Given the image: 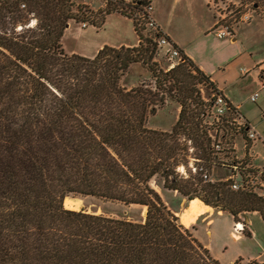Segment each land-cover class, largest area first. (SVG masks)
I'll return each mask as SVG.
<instances>
[{"label": "trees", "instance_id": "trees-1", "mask_svg": "<svg viewBox=\"0 0 264 264\" xmlns=\"http://www.w3.org/2000/svg\"><path fill=\"white\" fill-rule=\"evenodd\" d=\"M99 1L107 5L95 13L72 0H0V264H219L150 183L160 177L166 191L229 213L235 224L250 213L264 222V190L234 192L226 177L213 176L212 146L227 125L249 142L235 125L241 116L231 107L219 123L210 120L220 94L182 52L172 69L158 67L161 34L139 24L148 0ZM248 1L264 11V0ZM114 14L133 21L137 46H104L92 58L65 53L71 22L100 30ZM134 64L148 69L154 88L121 86ZM200 84L212 90L210 100ZM170 100L180 107L171 131L149 128L148 118ZM191 162L215 182L192 173ZM238 163L247 184L256 170L249 160ZM84 196L143 207L145 218L64 207ZM243 233L250 236L245 223Z\"/></svg>", "mask_w": 264, "mask_h": 264}, {"label": "rangeland", "instance_id": "rangeland-1", "mask_svg": "<svg viewBox=\"0 0 264 264\" xmlns=\"http://www.w3.org/2000/svg\"><path fill=\"white\" fill-rule=\"evenodd\" d=\"M72 1L78 5L88 6L91 11L95 13L103 10L105 5H107V3L99 0ZM193 1L198 0H180L177 7L182 8L184 13L183 17L185 18L180 20L174 17V19H176L174 20L175 24L191 27L190 24L196 23L192 21L189 13V6ZM211 2V9L215 13L216 20L220 22L219 25L222 24L223 26H227L234 36L237 31L241 30L242 34L238 39L246 45L249 51L263 58L264 11L261 10L262 8H255L248 0H211L205 8V12L208 15L210 14V18H212V14L208 13L207 8ZM199 3L203 6L202 0H199ZM245 14H250L251 20H244ZM132 22L133 21L129 19L123 18L120 14L109 16L103 28L100 30L89 26L87 23L76 24L75 22H71L62 38V45L65 53H74L77 55L81 53L91 54L96 50L99 44H103L104 42L108 45L107 47L116 48L120 43L134 47L138 44V35L134 30ZM142 44L145 46L144 42H142ZM171 49L172 47L168 45L155 54L154 62L157 63L159 68L167 69L169 64L176 66L178 61L170 60L169 56L166 54ZM243 66L247 67L246 64ZM143 83L146 87H149L150 84H152L151 87L153 88L155 86L148 69H145L142 65L134 64L123 78L121 86L131 89ZM198 88L201 90L203 98L207 100L212 98L213 92L207 85L200 84ZM262 89L264 88L260 82L259 70H254L250 75L248 74L243 77L239 85L231 89L236 105H241V111L251 120V127L261 136V139L264 138V116L261 115L263 111V109L261 111V106H264V90ZM256 94H258V103L255 104L251 101V97ZM179 113V105L170 100L162 107L158 108L154 117L151 116L148 118L147 126L152 128V130L171 131L179 117ZM211 119L213 120L214 117L212 116L210 120ZM227 126L226 131L220 132V136L217 139L223 144V147L226 148L217 155L219 167L213 172V176L217 178V180L224 179L226 176L232 174L233 171L229 168V164H236L244 160H249L251 162L252 160L249 156V152H251L253 148V141L247 142L244 137H240L236 134L235 126H232L231 123ZM230 137H232V145L230 144V146L234 150V152L232 150L233 153H231L229 147L226 145ZM255 143L260 145L258 141ZM255 156L264 163V153L262 155L260 153H255ZM192 164L193 162H191L190 167ZM251 165L254 164L251 162ZM190 167L189 169L191 170L192 168ZM257 168L264 171V167L262 166ZM179 171L183 175H186V171H184L183 168H179ZM161 182L160 177H157L150 183V187L162 196L163 201L175 213V216L181 224L180 216L186 213L185 209L188 207V201L182 199V196L177 192L163 189ZM68 199L71 204L74 205L73 208L66 207V209H70L71 211L86 210L89 214H102L104 216L118 219L124 218L133 221H140L145 218L146 209L143 207L125 206L118 202L105 201L99 198L86 196L77 198L69 197ZM195 202L202 205L198 199ZM210 220L211 222H209ZM240 223L243 225L245 223L250 233L249 237L243 233V229L241 230L242 232L239 233L235 230V223L229 213H217L215 211L205 218V220H199L195 227L188 231L199 243L208 249L212 258L218 261L219 264H262L264 262V222L261 219V215L259 213H250L247 216L241 217ZM181 226L183 225L181 224Z\"/></svg>", "mask_w": 264, "mask_h": 264}, {"label": "crops", "instance_id": "crops-1", "mask_svg": "<svg viewBox=\"0 0 264 264\" xmlns=\"http://www.w3.org/2000/svg\"><path fill=\"white\" fill-rule=\"evenodd\" d=\"M202 1L203 6H201L199 0L193 1V3L189 6V13L192 21L196 22L190 24L191 27H186L185 25L181 24L179 26V24L177 25L174 23V20L176 19L183 20L185 18L183 17L184 13L182 8L177 7L180 0H152L153 7L151 15L157 27H159L160 30L169 38L170 46L176 47L184 54L186 58L193 61L215 84L216 91L238 111L240 116L245 119L248 125L251 127V120L248 119V117L241 111V105H236L231 89L238 86L240 80L246 75H250V73H252L254 70H259L261 73V71L264 69V57L262 58L256 53L249 51L246 45L238 39L241 37V30L237 31L236 35H233L231 38L218 39L214 32L217 20L215 13L211 9L212 2L207 8L208 13L212 14V18H210L211 16L205 12V8L211 0ZM174 17L176 19H174ZM104 45H106V42L99 44L96 50H94V52L91 54L81 53L82 55H79L92 58L104 47ZM121 46L130 47L124 43H120L118 46H116V48ZM245 64L247 67L243 66ZM261 107V111L263 109L261 115L263 116L264 106ZM262 139L263 141H258L260 145L254 142L253 148L251 149V152H249V156L252 159L251 162L256 168L259 166L264 167L262 160H259L257 156H255V153H260L261 155L264 153V138ZM192 202L193 200L188 202V207L185 209L186 213L189 211ZM200 206L203 208V214L193 219L189 226L184 225L181 221V218L184 214L180 216V222L185 227V229L189 230L194 228L199 220H205V218L214 212L212 207H203V205ZM209 222H211V220ZM262 264H264V262Z\"/></svg>", "mask_w": 264, "mask_h": 264}, {"label": "built area", "instance_id": "built-area-1", "mask_svg": "<svg viewBox=\"0 0 264 264\" xmlns=\"http://www.w3.org/2000/svg\"><path fill=\"white\" fill-rule=\"evenodd\" d=\"M123 1V3L125 4H132V5H136L138 0H121ZM142 1V0H139ZM150 2V5L147 6L144 9V13H142L139 16V24L141 26H144L147 29H151L153 30L156 34H161L160 38L157 41L158 47L163 50L164 47L170 45V41L169 38L160 30L159 27H157V25L155 24V21L152 18V0H148ZM244 20L249 21L251 20V16L250 14H245L244 16ZM220 22H216L215 24V28H214V32L216 34V36L218 37V39H225V38H231L233 36V33L229 30V28L227 26H223L222 24L219 25ZM172 49L170 51H168L166 54L167 56H169L170 60H177L178 62H182V53L179 49L171 46ZM174 65H171L170 69L173 68ZM260 82L262 87L264 88V69L261 71L260 73ZM257 99H258V94L254 95L251 97V101L253 103H257ZM231 105L230 103L222 96V95H218L215 96L214 102L212 104V115L214 117V119H216V123H219L222 117H225L228 113H230L231 110ZM233 108V107H232ZM234 110H236L234 108ZM263 116H264V112H263ZM235 125L236 127H238L240 130L241 129H245L247 131V139L248 141H263V139H261L260 135L255 131L254 128L250 127L247 123V121L245 119H243L242 117H240L237 121H235ZM227 145V144H226ZM229 146V145H227ZM212 149L215 151L214 154L215 156L218 155L219 153L223 152V150H225L226 148L223 147V144L220 143V141H217L215 144H213ZM241 163V162H240ZM241 164H237L236 166H233L232 169V174L226 176V178L224 179L225 181H230V189L234 192L240 191V190H247L248 186H259L262 190H264V171L262 169L256 168L253 165L249 166L248 168H252L256 170V175H254L253 177L249 176L248 179V183H243L242 181V177L240 175V168H241ZM192 168V172L196 173V171L198 170L199 172H202L203 175V179L205 182L208 181H212L215 182L214 178H212V175L207 174V172L202 168H196L194 167V165L192 164V166L190 167ZM235 230L239 233L242 232L241 229L238 227V225H235Z\"/></svg>", "mask_w": 264, "mask_h": 264}, {"label": "bare ground", "instance_id": "bare-ground-1", "mask_svg": "<svg viewBox=\"0 0 264 264\" xmlns=\"http://www.w3.org/2000/svg\"><path fill=\"white\" fill-rule=\"evenodd\" d=\"M203 205V203H201ZM64 207H70L73 208L74 205L71 204L70 200L67 198L64 201ZM203 207H205V205H203ZM201 214H203V208L202 206H200L197 202H192L189 211L184 214L181 218L183 224H185L186 226H189L191 224V221L193 219H195L196 217L200 216ZM238 225V227L242 230L244 227L241 223L236 224Z\"/></svg>", "mask_w": 264, "mask_h": 264}]
</instances>
